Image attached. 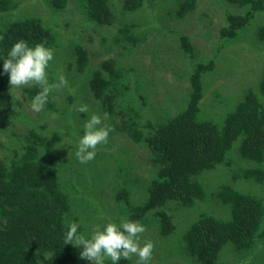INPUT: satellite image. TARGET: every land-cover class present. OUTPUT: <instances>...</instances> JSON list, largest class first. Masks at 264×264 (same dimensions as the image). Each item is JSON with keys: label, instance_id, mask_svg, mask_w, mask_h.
Listing matches in <instances>:
<instances>
[{"label": "trees", "instance_id": "obj_1", "mask_svg": "<svg viewBox=\"0 0 264 264\" xmlns=\"http://www.w3.org/2000/svg\"><path fill=\"white\" fill-rule=\"evenodd\" d=\"M67 1L47 0L55 9H62ZM76 1L88 18L96 23L111 25L116 21L120 24L119 37L116 38H131L125 46L126 51L135 46L137 25L146 26L144 20L136 18L140 9L145 12L144 0H122L119 7H116L115 0ZM149 1L156 6L157 0ZM195 1L178 0L180 8L175 9V15H187L195 8ZM226 1L227 5L239 7L242 11L227 13L219 36L222 40H236L258 11L264 9V0ZM222 2L218 0L217 4ZM14 6V0H0V11L4 13ZM7 23L0 29L2 134L23 116L14 104L9 75L3 70L8 51L21 39L27 41L29 47L45 41L46 47L56 49L58 46L55 30L37 15H22ZM254 31L255 36L264 41V24ZM181 41L187 49L186 38L181 37ZM75 53L76 70L87 75L85 85L91 93V101L98 105L102 114L108 113L106 120L123 131L128 136L127 140L120 141L119 152L110 155L114 164L106 155V149L110 147L105 148L106 144H102L97 147L94 160L86 164L76 160V168L66 159L75 156L74 149L63 154L66 147H54L65 138L70 143L74 141L75 145L79 143L81 137L75 132L78 131L75 118L62 134H75L76 137H45L31 131L30 137L0 138V264H83L84 259L80 257L82 246L64 244L68 222H76L80 225L78 232L90 235L94 225H104L109 221L119 224L123 218L139 221L147 229L151 216H155L159 225L158 234L152 240L155 245L153 253L163 251L167 245L171 254L168 246L171 243L179 246L182 238L184 253L191 256L194 263L220 264L218 256L221 250L229 249L237 259L244 258L257 243L256 256L264 264V73L259 86L246 91L234 108L217 121L212 116L203 118L199 115L202 78L213 69L214 56L196 61L188 78L187 104L159 121L152 111L141 109V98L132 96V92L141 86L137 80L129 78L132 72L137 74L131 64L124 65L119 57H109L97 68H90L86 49L80 45ZM188 57L193 58L191 54ZM50 64L56 67H48L52 74L66 73L57 64ZM39 91L38 86L24 89L29 98ZM46 104L53 106L50 98ZM14 135V130H11L10 136ZM133 144L136 148L148 149L146 161L154 166L149 167L145 162L144 168L151 173V180L142 183L140 200L135 203L124 200L122 197L128 196L129 190L116 185L112 201L93 195L92 201L98 208L88 205L86 208L79 205L74 208L73 200L77 197L72 196L71 191L79 189L82 192L89 183L95 185L96 179L104 182L108 176L115 177L117 171L127 170L128 173L135 167L138 157ZM216 165L226 168L231 176L212 189L213 185L207 177L203 180L202 173ZM89 168L93 171H87ZM248 184L258 189L250 190ZM109 190L113 192V188ZM206 194L210 201H214L215 195L229 214L221 215L212 202L205 204L202 199ZM79 200L81 205L86 204ZM109 202L115 204L108 207ZM192 206L201 214L187 228L181 226L177 218L180 212L176 209ZM88 210L91 211L87 213ZM175 210L177 213L173 215ZM143 238L142 234L141 242ZM136 259L134 256L131 260L121 259L118 264H135Z\"/></svg>", "mask_w": 264, "mask_h": 264}, {"label": "rangeland", "instance_id": "obj_2", "mask_svg": "<svg viewBox=\"0 0 264 264\" xmlns=\"http://www.w3.org/2000/svg\"><path fill=\"white\" fill-rule=\"evenodd\" d=\"M217 1L196 0L195 8L192 11L185 16L177 17L175 12L180 8L178 0H157L156 6H152L149 0H144L145 12L140 9L136 18L140 21L144 20L146 26L137 25L134 30L137 37L134 40L136 41L135 46L130 51H126L125 46L131 41V38L127 39L124 36L123 38H116L119 37L121 25L116 21L111 25L96 23L88 18L76 0H68L62 9H55L47 0H14L15 6L10 9L11 11L7 13L0 11V29H3L9 20L28 14L37 15L47 26L52 27L56 32L58 46L50 63L57 64L59 69L66 71V73L52 74L47 69L49 82H58V77L63 75L67 81V86L53 91L49 96L53 106L49 107L46 104L40 112L32 110L33 97H27L24 92V89L29 86L20 88L11 86L14 104H17L16 107L19 108L20 114L23 116H20L19 120L15 121L14 126L7 129L4 134L0 133V138L22 137L23 135L30 137L31 131L45 137H76L75 134H72L73 136L62 134L67 124L73 122L74 118L78 131L83 134L84 124L92 114L103 117L98 105L91 101V93L85 85L87 75L80 74L76 70L75 49L80 45L87 51L90 68H97L104 59L109 57H119L124 65L131 64L137 74L132 72L129 74V78L137 80L138 85L141 86V88H137V93L132 92V96L136 99L141 98V109L152 111L159 121L175 114L187 104L188 78L193 64L196 61L207 60L214 56L215 65L213 69L203 75L202 78V100L200 101L201 112L199 115L203 118L212 116L219 121L225 112L234 108V105L246 91L254 90L260 84L259 80L264 73V41L255 36L254 30L264 24V9L258 11L254 19L250 21L248 28L236 40H222L219 32L220 28L225 25L227 13H239L242 9L231 4L227 5L226 0H221L223 2L220 5L217 4ZM121 3L122 0H115L116 7H119ZM118 18L122 19L121 15H118ZM181 37L186 38L187 49L182 46ZM225 53L227 54L225 55ZM190 54L193 58L188 57ZM49 66L56 69L51 64ZM82 104L88 105V112L77 111ZM119 116L117 122H119ZM143 121L145 122L144 119ZM143 121L141 120V123ZM103 123L112 129L104 147H110L105 152L114 164V159L110 155L119 152V142L127 140L128 136L107 120H104ZM11 130H14V136H10ZM78 131H75L76 135L82 137ZM65 139L60 145L54 147H66L63 154L69 150L72 152L73 149V152L76 153L78 144L75 145L74 141L70 143ZM122 145L124 146V144ZM133 146L134 153L138 157L135 167L129 169L128 173L127 170L125 172H123L124 170L117 171L115 177L108 176L104 182L96 179L94 180L96 186L89 183L82 192L78 191L79 189L71 191V195L77 197L73 200L74 208L77 205L80 208H86V205L98 208L92 201L93 195L112 201V196L116 193L114 192L116 185L126 187L129 190L128 196H121L124 200L131 202L140 200L139 197L143 194L142 183L151 180V173L144 168L145 162H147L146 153L148 149L145 147L136 148L134 144ZM129 155L132 156L131 152ZM66 159L73 162L75 165L72 164L78 168L76 162L78 159L75 156L66 157ZM148 165L150 164L148 163ZM149 167L154 168L152 165ZM71 170L76 169L72 168ZM91 170L93 171V168L87 171ZM113 172L114 170L111 169V173ZM202 174L204 181L206 177L209 179L210 185H213L211 186L212 189L216 185H221L226 177L231 176L226 168L224 169L220 165H216L215 168ZM247 187L250 190L258 189L252 184H248ZM109 188H113V192ZM78 200L81 203L84 201L86 204L81 205ZM202 200L205 204L212 202L221 215L229 214L228 210H223V202L216 199L215 195L213 200L218 201L219 204L210 201L207 194ZM107 204L110 207L115 203L109 202ZM194 208L192 206L176 209L180 212L177 218L181 226L187 228L201 214ZM176 210L173 215L177 213ZM90 211L88 210L87 213ZM147 224L149 227L143 233L142 242L145 239L152 241L153 237L158 234L157 226L159 225L155 216H151ZM158 239V244H160ZM178 244L180 245L171 243L168 246L171 254L167 251V245L163 251L153 253L150 263L196 264L191 256L184 253L182 238ZM228 250H221L218 256L220 264H252V262L261 264V260L256 256L258 253L257 243L244 258L239 257L237 259L234 252L231 254ZM83 264H91V262L84 259ZM105 264L110 263L105 262Z\"/></svg>", "mask_w": 264, "mask_h": 264}, {"label": "clouds", "instance_id": "obj_3", "mask_svg": "<svg viewBox=\"0 0 264 264\" xmlns=\"http://www.w3.org/2000/svg\"><path fill=\"white\" fill-rule=\"evenodd\" d=\"M2 39V37H0ZM37 43L29 47L28 42L21 39L14 43L3 61V70L9 75V85L20 88L22 86H38L40 91L33 97L31 108L40 112L49 101L53 91L67 86V81L60 75L58 82L50 83L47 69L54 58L55 49ZM88 105L82 104L77 111L88 112ZM108 119V113L103 117L92 114L85 122L83 135L79 139L76 158L82 164L95 159L96 149L99 145L106 144L112 129L103 123ZM68 231L64 244L81 247V259H86L91 264H118L121 259H137L135 264H149L153 257L154 242L141 236L146 231L145 226L128 218L121 219L120 223L109 221L104 225H94L90 235L78 232L80 227L76 222H68Z\"/></svg>", "mask_w": 264, "mask_h": 264}]
</instances>
